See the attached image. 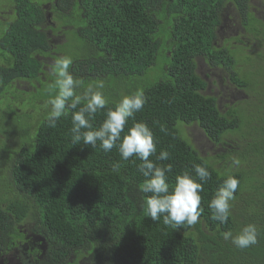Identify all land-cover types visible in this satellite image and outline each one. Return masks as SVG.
I'll return each mask as SVG.
<instances>
[{
  "label": "trees",
  "instance_id": "1",
  "mask_svg": "<svg viewBox=\"0 0 264 264\" xmlns=\"http://www.w3.org/2000/svg\"><path fill=\"white\" fill-rule=\"evenodd\" d=\"M9 1L11 19L0 23V112L5 111L0 164L15 161L10 172L14 186L31 196L57 245L80 251L88 264H264V18L250 12L251 0ZM226 9L239 13L244 38L225 40L217 48ZM71 36L78 39L54 43ZM64 56L72 59L69 71L81 82L77 94L104 83L108 103L91 121L96 128L123 95L144 92L146 103L134 120L153 132L157 152L149 159L172 166L170 187L184 171L198 180L195 164L208 168L211 178L201 182L203 212L196 224L177 228L165 224L163 216L159 221L148 217L144 205L151 194L140 190L146 179L137 168L141 161L135 156L123 160L115 147L105 152L99 142L94 149L83 141L74 145L75 110H67L51 127L48 101L55 88L46 99L28 103L40 107L37 113L12 107L19 95L16 83L40 86L45 66L53 76L51 65ZM159 56L163 75L148 82ZM199 57L210 68L226 71L228 81L248 99L222 113L217 100L204 94L206 82L196 73ZM26 115L39 122L35 134L17 135L13 128L21 127ZM133 122L130 118L126 130ZM191 125L216 148L212 155H202L184 137L182 128ZM3 128H11L10 133ZM4 135L18 140L17 157ZM161 150L168 151V160H156ZM228 175L236 176L239 185L222 224L212 219L208 205ZM248 223L258 227L255 245L240 249L223 239V232L235 235Z\"/></svg>",
  "mask_w": 264,
  "mask_h": 264
},
{
  "label": "clouds",
  "instance_id": "2",
  "mask_svg": "<svg viewBox=\"0 0 264 264\" xmlns=\"http://www.w3.org/2000/svg\"><path fill=\"white\" fill-rule=\"evenodd\" d=\"M250 3V12L257 15V8L253 7L252 1ZM226 13L234 18L238 28L242 22L239 13L233 14L230 9H226L224 14ZM56 42L55 39L54 43ZM202 62L204 63L203 60ZM72 63L70 57L64 56L56 59L51 65L50 72L55 78L56 94L48 101L50 107L47 117L49 125L55 127L57 121L67 114V110H75L72 113L70 129L74 145L83 141L84 145H90L94 149L99 142V146L105 152H109L115 147L123 160L126 161L135 156L141 161L137 168L146 179L140 185V190L143 193L151 194L146 197L144 205V211L148 217L153 221H159L163 216L165 224L174 225L177 228L184 224H196L203 212V208L200 207V193L203 191L201 182L206 183L211 178L208 168L203 164H195L193 170L198 180L190 172L184 171L176 176L174 186L170 187L167 174L172 171V166L169 164L161 167L149 159L157 152L153 132L145 122L134 120L135 113L141 111L146 103L144 92L137 89L128 95H123L114 108L107 110L105 119L96 128L91 121L98 112L105 109L108 103L102 91L104 83L101 81L95 85H89L82 95L77 94L76 89L80 87L81 82L75 79L69 71ZM223 79L221 90L228 88L226 83L230 84L225 78ZM23 84L29 85L27 82ZM216 84L218 83L212 87L213 92L207 91L215 97L220 94L219 90H214ZM215 99L217 100V98ZM82 102L83 106L76 110ZM130 118L134 122L126 130ZM38 123L37 120L30 121L28 128H30L31 134L35 133ZM122 133H124L123 136ZM168 159L169 153L166 150H161L156 156L157 161ZM232 163L238 165L239 161L233 160ZM113 169L118 171L119 164H114ZM238 185V178L228 175L215 191L208 205L213 220L222 224L227 223L232 208L231 201L234 200ZM221 235L224 240H230L237 248L245 249L257 243L258 227L253 223H248L235 235L231 231L223 232Z\"/></svg>",
  "mask_w": 264,
  "mask_h": 264
},
{
  "label": "flooded vegetation",
  "instance_id": "3",
  "mask_svg": "<svg viewBox=\"0 0 264 264\" xmlns=\"http://www.w3.org/2000/svg\"><path fill=\"white\" fill-rule=\"evenodd\" d=\"M223 26L218 30L215 46L221 48L225 40L240 39L238 33L229 35L231 17L223 15ZM234 44L236 42L234 41ZM205 63V62H204ZM198 66V65H197ZM207 79V91L213 92L215 68H210ZM221 86H223L224 79ZM227 80V79H226ZM228 81V80H227ZM221 101L217 100L218 106ZM5 137H3L4 139ZM8 137L5 138L7 140ZM9 145L15 151L16 157L21 150L18 140L9 138ZM0 164V264H88L81 257L80 251L74 252L69 247L58 246L51 231L41 220L40 209L33 204L30 195L23 193L14 186L10 173L15 161L2 159ZM7 170V171H5Z\"/></svg>",
  "mask_w": 264,
  "mask_h": 264
},
{
  "label": "rangeland",
  "instance_id": "4",
  "mask_svg": "<svg viewBox=\"0 0 264 264\" xmlns=\"http://www.w3.org/2000/svg\"><path fill=\"white\" fill-rule=\"evenodd\" d=\"M253 2V7L257 8V16L259 18H264V5L262 4V2L260 0H251ZM7 3H11L9 0H0V23L3 22V20H6L7 17H9V19H11V8L10 5H7ZM251 4V3H250ZM231 17V16H230ZM231 23L230 26L231 28L229 29V34H227V36L229 35L230 37H233L236 33H238L239 35L241 34L242 30L240 28H237V24L236 21L234 20V18H231ZM57 24V23H55ZM70 39L71 42H75V39H78L77 36H71L70 37H59L58 39L56 38V41L60 42L62 44L63 39ZM67 41V40H66ZM257 46H255L256 48ZM248 58V54L245 56H241L239 61L240 63H242L245 59ZM165 64H167V61L164 62ZM163 64V60L161 58V56H159L157 65H156V70L152 73V75L148 78V82L151 81H155L156 79H159L160 77H162L163 72L161 71V66ZM198 65V66H197ZM210 67V66H209ZM45 70L49 71L47 67H45ZM43 72V76L41 77V85L40 86H34L37 85V83H34L33 85H28V84H23L22 81L18 82L15 84V86H17L19 92L16 96V98L14 99V102L12 103V107H16L18 106L19 108H21L23 110V113H37L39 110L41 111L40 107L37 106L35 108H33L32 105H28L29 102H33L34 100L40 101L42 99H46L47 96H49L50 92L54 90L53 87V82H54V77L49 75V73L47 71ZM196 71L198 73V75L207 83L209 82V80L207 79V73L211 72L208 68V65L206 63L202 62V58L199 57L196 59ZM214 73V80L216 82H218V84H216V87H214V90H219L220 94L215 97L213 94H210L207 92L206 88L204 90V94L207 96H211L214 98H217V100H220L221 102L219 103V109L222 113H224V111L227 109L226 107H232L236 102L239 101H243L245 99H248V96L245 94V91H241L238 90L234 85L228 84L226 83L229 87L228 88H224L223 90L220 89V86L223 82L222 78H225L228 80V73L224 70H218V71H212ZM262 79H264V74L262 73ZM34 88V89H33ZM38 88V89H37ZM262 95L264 97V90L261 89ZM264 99V98H263ZM5 111L0 112V119H3V116ZM40 113V112H39ZM32 114V113H31ZM5 116H7L5 114ZM29 115L26 116H21L22 117V122L21 125L24 128H13V131H15L14 133H16L18 135L19 132H25L27 130H29L30 128V120L27 119ZM183 132H184V137L190 141L193 145H195V148L202 154V155H212V153H214L215 151V147H213L207 137L204 136L203 131L197 126V125H193L192 127L189 128H182ZM3 131L10 133L11 128H3ZM35 134V133H34ZM5 138L7 137V135H4ZM240 140L243 139L242 135H237ZM5 141V139L3 140ZM217 153H224L223 149H217Z\"/></svg>",
  "mask_w": 264,
  "mask_h": 264
},
{
  "label": "crops",
  "instance_id": "5",
  "mask_svg": "<svg viewBox=\"0 0 264 264\" xmlns=\"http://www.w3.org/2000/svg\"><path fill=\"white\" fill-rule=\"evenodd\" d=\"M193 125H191L190 127H192Z\"/></svg>",
  "mask_w": 264,
  "mask_h": 264
}]
</instances>
